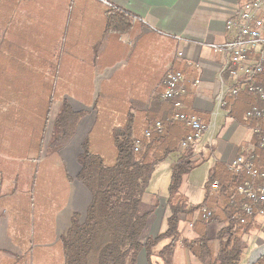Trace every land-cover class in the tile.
<instances>
[{
  "label": "rangeland",
  "instance_id": "rangeland-1",
  "mask_svg": "<svg viewBox=\"0 0 264 264\" xmlns=\"http://www.w3.org/2000/svg\"><path fill=\"white\" fill-rule=\"evenodd\" d=\"M56 1L19 0L29 24L14 27H20L26 35H31L26 41L29 42L32 56L25 73L33 83L28 82L22 87L20 76L25 73L21 72L16 75L19 86L6 92L13 94L12 98L4 100V96L8 95L0 90V179H12L14 191L28 192L24 207L27 210V229L20 228L17 235L21 241L28 231L24 253L7 264H60V258L61 264H65L66 256L60 237L66 233L74 212H79L81 218L85 217L91 199L83 182L76 179L81 169L77 157L82 142L88 139V148L103 157L105 164L113 165L118 157L115 134L128 125L129 119L135 125L139 115L152 118L155 114L152 103L155 104L158 98L164 100L163 84L166 76L162 85L158 83L159 86L156 78L161 69L159 65L156 62L142 65L136 50L138 37L131 39L125 35L120 40L121 33L106 28V34L92 45L94 49L86 59V51L75 53L72 49V32L76 29L73 6L68 0L61 3ZM14 5V2L9 3L11 10L17 11ZM116 7L108 6V11ZM2 13L0 11V17L4 16ZM7 29L5 24L0 26V41ZM147 40L141 41L139 50L145 56H150L146 52L151 50ZM0 76L1 84H5L4 76ZM64 102H68L76 111L83 110L85 114L79 124L89 121L92 127L85 132L81 123L69 145L56 151L51 148L50 141L55 117ZM12 114L15 118L10 120ZM144 131L142 127L138 128V133ZM165 165L160 163L154 171L155 179L150 189L153 193H168L172 172L169 167L164 172ZM177 166L176 162L174 167ZM208 166L203 164L195 167L187 179L189 184L194 185L199 181L201 192L206 190L210 177ZM27 177H30V182ZM159 211L151 219V233L157 231L155 219L156 215L160 216ZM58 215L61 236L56 237ZM194 217L187 219L185 233L202 227L200 220L196 226L190 224L197 221L193 220ZM257 222L260 227L243 234V240L247 243L243 257L246 264L264 244V217L257 216ZM214 224L216 227L211 234L216 238L215 233L221 225ZM215 244L218 245L217 239ZM53 254L56 257H52ZM154 257L156 253L152 257V264ZM161 258L165 264L174 262V258L169 255L163 254Z\"/></svg>",
  "mask_w": 264,
  "mask_h": 264
},
{
  "label": "crops",
  "instance_id": "crops-1",
  "mask_svg": "<svg viewBox=\"0 0 264 264\" xmlns=\"http://www.w3.org/2000/svg\"><path fill=\"white\" fill-rule=\"evenodd\" d=\"M61 1L63 0H57L56 2L61 3ZM68 1L75 11L76 29L72 32L71 41L72 49L75 53L86 51L87 54L84 58L87 59L90 51L94 49L92 45L106 34L109 19L107 15L108 6H122L133 14L134 21L130 30L121 33L120 40L124 39L125 35H129L131 39L138 37L139 41L136 45V50L139 52L138 58L142 61V65L145 66L150 64V62H156L161 68L159 74L156 75L157 84L160 83L162 85L165 74L170 70L178 69L185 74V86L188 92L181 97L183 104H185L184 110L189 114L202 118L209 127L207 134L202 140V162L197 164L196 168L203 164H208L207 172L211 173L217 162L226 164L240 154L246 145L253 143L254 135L251 128L254 122L247 118L246 113L255 103L260 101L247 92H242L236 98L228 95L226 97L227 103L224 107L218 109L216 103V96L221 90V82L225 81L232 84L233 80L229 72H221L225 60L224 54L217 50L215 45L223 46L230 38L231 35L226 30L227 20L234 16L244 0ZM10 2L15 3L14 6L17 11L11 10L9 7ZM0 11L4 14L3 17H0V26L5 24L8 27L2 37V41H0V74L5 79V84H1L0 76V90L6 93L7 90L11 92L14 87L19 86L16 79L17 73L18 75L21 72L25 73L30 66L29 59L32 56V51L30 50L29 42L26 40L31 35H26L24 30L19 29L20 27H14L20 24L23 26L29 24V21L25 20L19 0H0ZM145 39H148L147 44L151 46V50L146 51L150 56H145L139 50L142 45L141 41ZM37 63H41V61H37ZM156 68L158 69V67ZM20 79H22L20 82L22 87L26 86L28 82H32L31 79H28L27 73L21 75ZM10 92L6 93L8 96H4V100L13 97ZM141 105H144V103H141ZM152 107L155 111L152 117L159 120H167L168 117L173 118L177 112L172 101L164 102L160 98L156 100L155 104L152 103ZM12 116H10V120L15 118L14 114ZM150 120L149 116L139 115L136 122L139 125L137 126L135 123V126L136 128H144L149 124ZM88 122L85 121L84 123L81 122L82 125L81 123L79 124L82 129L84 128V131L86 130L85 132L92 127ZM212 141H215L214 146ZM185 152V148L181 147L179 151L171 153L166 161L161 162V165L166 164L163 171L165 172L169 167L172 172L175 169L176 162L178 164L179 159ZM196 168L194 167L193 169ZM162 174L160 175L162 176ZM190 175L191 173L186 175L182 191L188 197L189 203L198 206L205 199L207 190L200 191L199 181L195 185L189 184L187 179L191 177ZM154 179H152L148 191L151 194H157L160 200V207L157 209H160V216L156 215L155 219L158 223L157 233L167 227L163 217L169 192L167 190L168 193L164 195L151 192L150 189ZM29 180L30 177H27V181ZM12 184L14 185L12 179L8 181L0 179V264H7L8 261L21 257L25 249L24 242L27 239L26 233L28 231L21 241L17 239V235L20 228L24 227L27 229L25 219L27 210L24 207L26 206L28 192L14 191ZM187 219H189L188 215L184 214L181 216L182 222L179 233L181 236L170 255V257L174 258L172 264H201L186 249L183 241L188 238L199 237L203 230H201V227L185 233ZM193 220H195V217ZM58 221L59 215L56 219L58 226V235L56 237L61 236ZM190 224L192 225L193 223L190 222ZM214 227H216V224H211L207 230L211 237L215 236L211 234ZM152 228L153 225H151ZM218 229L220 227L217 228V231ZM156 233H151L150 231L149 235H156ZM52 243L46 244L51 245ZM169 243L170 240H165L160 244V247H157L153 264H165L161 258L163 255L161 249ZM215 247H217L216 244ZM58 254L61 256L59 251ZM52 257H56V255L53 254ZM136 264H148L146 251L142 250Z\"/></svg>",
  "mask_w": 264,
  "mask_h": 264
},
{
  "label": "trees",
  "instance_id": "trees-1",
  "mask_svg": "<svg viewBox=\"0 0 264 264\" xmlns=\"http://www.w3.org/2000/svg\"><path fill=\"white\" fill-rule=\"evenodd\" d=\"M107 15V30L122 33L131 29L134 16L122 6L110 9ZM84 114L83 110L76 111L64 102L55 117L50 141L53 150L60 151L75 137L79 120ZM150 119L143 128L144 132L138 133V128L129 119L128 125L115 134L118 157L113 165L105 164L103 157L88 148V139L82 142L77 157L81 169L76 179L88 189L91 201L86 207L85 217L81 218L79 212H74L70 227L60 237L65 264H136L142 250L146 251L148 264H152L156 247H160L165 240L171 239V242L162 247L161 253L171 255L181 236V216L186 214L193 218L204 207L211 211V215L208 218L199 216L195 226L200 220L203 231L199 237L183 241L186 249L201 264H246L243 257L247 243L243 234L260 227L257 217L249 218L242 226L236 225L235 218L241 214L243 206L236 189L249 176L234 174L227 163L217 162L205 186V199L198 206L192 205L182 191L186 175L197 166L187 159V149L171 173L163 217L167 227L156 235H149L151 219L160 207L159 196L148 191L154 171L171 153L180 150L182 140L190 131L186 124L171 117L167 120ZM157 121H162V131L152 127ZM148 130L152 131L150 136ZM136 138L141 141L138 152L133 149ZM254 142L257 145L256 135ZM256 161L264 171V149L257 148ZM215 179L219 185L217 189H212ZM214 223L221 225L216 238L207 232L209 225ZM255 264H264V258H259Z\"/></svg>",
  "mask_w": 264,
  "mask_h": 264
},
{
  "label": "built area",
  "instance_id": "built-area-1",
  "mask_svg": "<svg viewBox=\"0 0 264 264\" xmlns=\"http://www.w3.org/2000/svg\"><path fill=\"white\" fill-rule=\"evenodd\" d=\"M226 30L230 33V38L223 46L215 45V48L224 54L221 72H229L233 83L221 82V90L216 96L217 107L219 109L225 106L229 94L236 98L242 92H247L260 101L246 113L247 118L254 122L251 131L257 137V145L255 142L249 143L240 154L227 162L228 169L234 174L244 173L249 176L236 189L243 206L241 214L235 219L236 225L242 226L249 218L255 219L259 215L264 217V171L256 161L257 148L264 149V0H244L234 16L227 20ZM163 85V99L172 101L177 110L174 120L183 122L190 129L189 134L182 140L181 147L188 150V160L194 164L200 163L202 140L209 127L202 118L184 110L185 104L181 97L188 92L185 74L181 70H170L166 73ZM152 127L162 131L164 125L162 121H157ZM151 132L148 130L147 134L150 136ZM140 143L139 138L134 140L135 152L139 151ZM212 143L214 146L215 141ZM218 185L219 181L215 179L212 189H217ZM200 215L208 218L211 211L204 207L195 214V219ZM258 250L253 258L264 257V244Z\"/></svg>",
  "mask_w": 264,
  "mask_h": 264
},
{
  "label": "water",
  "instance_id": "water-1",
  "mask_svg": "<svg viewBox=\"0 0 264 264\" xmlns=\"http://www.w3.org/2000/svg\"><path fill=\"white\" fill-rule=\"evenodd\" d=\"M257 260H258V258H251L249 260V263L248 264H255V263H257Z\"/></svg>",
  "mask_w": 264,
  "mask_h": 264
},
{
  "label": "bare ground",
  "instance_id": "bare-ground-1",
  "mask_svg": "<svg viewBox=\"0 0 264 264\" xmlns=\"http://www.w3.org/2000/svg\"><path fill=\"white\" fill-rule=\"evenodd\" d=\"M261 251V250H260Z\"/></svg>",
  "mask_w": 264,
  "mask_h": 264
}]
</instances>
